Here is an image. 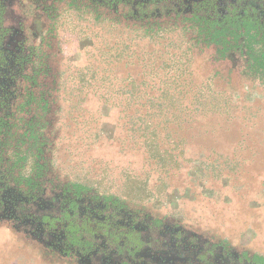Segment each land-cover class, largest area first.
Masks as SVG:
<instances>
[{
    "label": "rangeland",
    "instance_id": "374dc122",
    "mask_svg": "<svg viewBox=\"0 0 264 264\" xmlns=\"http://www.w3.org/2000/svg\"><path fill=\"white\" fill-rule=\"evenodd\" d=\"M51 11L0 129L14 181L170 220L264 263V27L135 24L83 0ZM0 264L77 263L0 226Z\"/></svg>",
    "mask_w": 264,
    "mask_h": 264
},
{
    "label": "flooded vegetation",
    "instance_id": "af4514ba",
    "mask_svg": "<svg viewBox=\"0 0 264 264\" xmlns=\"http://www.w3.org/2000/svg\"><path fill=\"white\" fill-rule=\"evenodd\" d=\"M54 1L0 0V129L33 66L36 25L40 19L47 23L53 18ZM83 1L93 7H112V0ZM194 1L176 0L174 4L178 10L192 12ZM138 3L153 4L152 0H134L135 6ZM0 226L77 264H264L170 220L97 197L51 183L27 190L11 177L1 151Z\"/></svg>",
    "mask_w": 264,
    "mask_h": 264
},
{
    "label": "trees",
    "instance_id": "16d2710c",
    "mask_svg": "<svg viewBox=\"0 0 264 264\" xmlns=\"http://www.w3.org/2000/svg\"><path fill=\"white\" fill-rule=\"evenodd\" d=\"M121 1L112 0V7L108 4L101 7L112 9V14L122 16L135 24L144 19L160 20L185 15L207 24L216 31L264 27V0H195L192 12L178 10L174 4L176 0H152L153 4L148 7H144L142 3L135 6L134 0Z\"/></svg>",
    "mask_w": 264,
    "mask_h": 264
}]
</instances>
